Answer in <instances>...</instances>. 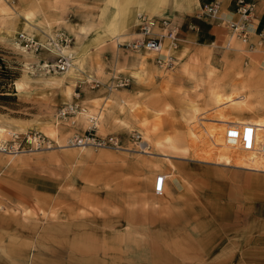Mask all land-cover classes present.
<instances>
[{
  "label": "rangeland",
  "instance_id": "374dc122",
  "mask_svg": "<svg viewBox=\"0 0 264 264\" xmlns=\"http://www.w3.org/2000/svg\"><path fill=\"white\" fill-rule=\"evenodd\" d=\"M26 1L0 0V54L19 73L16 99L0 104V264H219L191 218L216 220V202L204 194L225 185L218 177L229 179L235 200L239 177L214 164L254 169L250 153L226 141L232 123L219 120L264 116L260 55L233 56L224 71L202 66L171 82L173 59L185 55L174 45L177 33L164 44L169 56L133 48L143 37L138 16L154 17L145 10L123 31L116 18L107 23L90 8L46 21L43 7ZM60 36L66 52L54 47ZM60 53L71 57L70 71H48L44 65ZM239 103L250 112L235 114ZM68 105L75 111L63 114ZM89 131L119 145L76 140L91 138ZM172 131L185 149L171 147ZM165 155L187 157V179H203L188 181L193 205L172 202L166 190L155 195L154 178L156 185L171 167Z\"/></svg>",
  "mask_w": 264,
  "mask_h": 264
},
{
  "label": "crops",
  "instance_id": "0c3cea01",
  "mask_svg": "<svg viewBox=\"0 0 264 264\" xmlns=\"http://www.w3.org/2000/svg\"><path fill=\"white\" fill-rule=\"evenodd\" d=\"M236 1L33 0L35 4L43 7L42 17L46 21L62 20L60 18L62 16L64 18L66 14H78L86 8H90L93 13H104V21L107 23L113 17L116 18L120 21L123 31L137 25L136 14L138 11L145 10L154 17L166 16L171 20L172 26L177 29V42L174 45L179 52L185 51V55L181 59L177 60V56L173 59L171 70H169L171 74L167 77V80L171 82L184 77L185 71H201L202 66L209 69L211 65L212 68L224 71L227 69L226 63L233 56L238 58L244 56L246 59H251L260 55L259 68L264 70V0H248L255 3V10L250 25V39L247 44H243V42L233 44L236 41L235 37L231 35L224 23L227 19H237L238 4ZM111 2H115L117 6ZM215 3L220 6V17L218 18L205 14L206 6ZM62 5L67 6L65 11H62ZM100 36L111 37L104 33H101ZM98 37V35H94V38ZM163 42L168 46L171 41L163 38ZM164 52H167L165 55L169 56L168 49L165 48ZM218 62H221V66L218 65ZM146 69L150 74H153L156 82H162V78L157 75L159 72L154 63L148 64ZM181 136L180 133L171 132L170 145L172 148L185 149L186 146L183 145ZM165 156H169L167 159H169L171 167L166 168V173L159 174H164L166 177L164 188L167 191L166 197L172 202L187 207L193 205L194 191L190 189L188 181L196 183L203 179L201 177L187 179L190 177L186 168L189 161L187 157ZM218 164L214 165L221 166L224 171L229 172L228 177L235 179L239 177L240 179L238 183L235 182L236 185L233 189L235 200L229 199L228 196L231 188L229 179L218 177L217 181L224 182L225 185H221L217 193L213 192L208 196L204 194L205 201L216 202L213 203V206L218 210L216 220L208 217L191 218L199 233L198 236L203 242L209 243L210 241L211 244L208 245L214 246L210 248L212 253H208V256L216 257L219 264H264V186L261 185V182L264 183V170L248 169L245 166L227 163ZM155 178L153 180L154 192ZM155 195L158 196L156 192ZM182 197L184 199H181ZM229 215L232 217H228Z\"/></svg>",
  "mask_w": 264,
  "mask_h": 264
},
{
  "label": "built area",
  "instance_id": "2783aa9c",
  "mask_svg": "<svg viewBox=\"0 0 264 264\" xmlns=\"http://www.w3.org/2000/svg\"><path fill=\"white\" fill-rule=\"evenodd\" d=\"M238 9L236 11L237 19H227L225 25L228 28V31L234 37H237L243 43H248L250 39V25L252 23V17L255 10V3L248 1V0H237ZM205 14L209 17L218 18L220 17V6L218 3L213 5H208L205 8ZM138 23L141 29V33L143 37L133 43V48L135 50H148L161 55L162 52L165 50L163 38H176L177 29L172 26L171 20L167 17H150L146 14H140L138 16ZM158 27L163 29L162 33H158L155 31V28ZM167 30V33H165ZM64 37L60 36L56 42V46L63 47ZM27 45H33V39H26ZM159 61H163L159 58ZM71 66V57L60 53L54 62L45 64V67L48 71H58L64 72L69 69ZM118 84L121 86L126 85L127 82L124 79H121ZM117 84V85H118ZM75 107L72 105H68L66 108L62 110L63 114L67 112H74ZM94 129V125L90 128ZM89 134L93 137H77L76 140L82 144L86 142H93L96 143L97 146H110L119 145V139L115 136L110 137H97L93 136L92 133L89 131ZM139 138V135L137 134ZM225 138L228 143L231 145L237 146L244 150V151H254L257 152L259 155L264 156V133L262 136L259 135L258 128L254 124H239V123H232L228 126ZM165 175H160L157 179L155 185V192L159 195L163 194L165 182H166Z\"/></svg>",
  "mask_w": 264,
  "mask_h": 264
},
{
  "label": "bare ground",
  "instance_id": "6f19581e",
  "mask_svg": "<svg viewBox=\"0 0 264 264\" xmlns=\"http://www.w3.org/2000/svg\"><path fill=\"white\" fill-rule=\"evenodd\" d=\"M124 12V11H123ZM119 14V13H118ZM124 15V14H123ZM131 23V21H130ZM167 39H170V38H167ZM56 46V44L54 45V47ZM52 49H50V51H54V48L51 47ZM66 49L67 47H64L62 48L61 47V50H63L64 52H66ZM45 66V65H44ZM71 68H69V70H67L66 72H69ZM63 73V72H62ZM65 73V72H64ZM72 78V77H71ZM17 87V86H16ZM19 87V86H18ZM17 87V88H18ZM236 92V91H235ZM234 92V93H235ZM233 93V92H232ZM236 94V93H235ZM71 95V93L69 94V96ZM234 95V94H233ZM232 97L233 96H229V97H226L229 101L232 102ZM242 101H240L241 103ZM240 103H239V107L237 106L233 112L235 114H243L245 115V113L247 112H250L249 109H248V106L246 104H243V106H240ZM235 107V105H233ZM250 106V105H249ZM230 110V109H229ZM86 113V112H85ZM260 120H257V121H253V120H248V121H240V122H228L226 120H219L220 122L224 123V124H229V123H239V124H254L256 125V127L258 128V131H259V135L262 136V134L264 133V116H260ZM223 128V127H222ZM228 126H226V130H227ZM1 139V138H0ZM234 148H238L239 150H241L242 152H245V153H250V155H248V160H249V164L251 166L254 167V169H264L262 167H264V156L262 155H259L257 152H254V151H244L239 147L235 146ZM160 176V175H159ZM158 176V177H159Z\"/></svg>",
  "mask_w": 264,
  "mask_h": 264
},
{
  "label": "trees",
  "instance_id": "16d2710c",
  "mask_svg": "<svg viewBox=\"0 0 264 264\" xmlns=\"http://www.w3.org/2000/svg\"><path fill=\"white\" fill-rule=\"evenodd\" d=\"M18 77L19 73L12 62L0 54V104H9L8 102L16 99L14 83Z\"/></svg>",
  "mask_w": 264,
  "mask_h": 264
}]
</instances>
